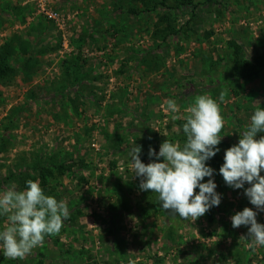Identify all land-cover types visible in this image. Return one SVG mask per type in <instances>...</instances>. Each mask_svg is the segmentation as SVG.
Wrapping results in <instances>:
<instances>
[{
	"label": "rangeland",
	"instance_id": "obj_1",
	"mask_svg": "<svg viewBox=\"0 0 264 264\" xmlns=\"http://www.w3.org/2000/svg\"><path fill=\"white\" fill-rule=\"evenodd\" d=\"M141 1L45 0L61 14L60 30L40 14L39 0H0V46L25 35L42 53L26 74L10 59L18 75L0 83V190L38 180L70 211L58 235L23 260L0 253V264H264V246L249 249L248 226L233 228L230 219L249 207L264 224V211L226 185L219 169L212 179L221 203L185 221L142 191L128 167L135 143L147 164L155 160L150 147L158 153L166 139L179 142L184 121L161 108L170 98L181 115L195 95L226 91L218 154L238 143L254 109L264 108V71L250 83L233 81L230 44L244 59L264 60V0H145L151 12ZM163 14L178 31L165 43L152 39ZM76 54L72 83L61 64ZM35 165L46 167L44 181ZM6 223L0 216V230Z\"/></svg>",
	"mask_w": 264,
	"mask_h": 264
},
{
	"label": "clouds",
	"instance_id": "obj_2",
	"mask_svg": "<svg viewBox=\"0 0 264 264\" xmlns=\"http://www.w3.org/2000/svg\"><path fill=\"white\" fill-rule=\"evenodd\" d=\"M226 95V91L218 98L207 93L195 95L181 115H177L180 106L176 100L167 99L161 108L172 120L184 121L185 142L166 139L158 153L150 147L148 155L155 160L147 164L141 161L142 146L135 143L129 151L128 167L140 178L139 188L156 193L161 207L174 217L195 221L221 203L212 179L214 169L206 162L220 151L217 146L225 127L221 104ZM223 159L219 174L226 185L244 189L249 202L264 211V108L254 109L238 143L225 150ZM205 177L209 179L202 182ZM246 183L250 185L247 188ZM0 216L7 220L0 230V253L8 259L23 260L42 247L46 237L60 233L70 211L64 200L46 195L40 182L30 179L24 190L18 191L15 185L0 190ZM256 217V211L245 207L230 218L233 228L248 226L247 236L242 238L253 251L264 246V224Z\"/></svg>",
	"mask_w": 264,
	"mask_h": 264
},
{
	"label": "trees",
	"instance_id": "obj_3",
	"mask_svg": "<svg viewBox=\"0 0 264 264\" xmlns=\"http://www.w3.org/2000/svg\"><path fill=\"white\" fill-rule=\"evenodd\" d=\"M185 2V0H183ZM188 2V1H186ZM141 5L145 7L147 10L146 12H151L154 8L149 9L150 1H141ZM174 10L178 9L173 8ZM136 10L135 9H129L127 10L128 15H135ZM32 29L30 30V32ZM178 33L175 25V21L171 19V17L167 14H163L160 16L157 25L155 26L154 32L152 34V39L155 41H161L165 43L167 39L171 36H175ZM30 36V35H29ZM37 39H23L21 37H12L9 41L4 42L3 45L0 46V83L3 85H9L11 82L16 78L17 69L12 67L10 63V59L15 60V62H19V66L21 68V74H26L28 72H32L33 69L36 66L37 62V56L42 55V53H39L35 47L37 46ZM73 45V44H72ZM230 47L232 48V56L230 58L231 63V70H230V77L235 82H246L250 83L257 79L261 72L264 71V60L257 59L255 61H250L247 59H244L242 57V49L237 46L234 43L230 44ZM45 52H43L44 54ZM79 54L74 55L70 59L64 60L61 64V68L65 69L64 73L66 75L72 76V83L76 82L75 80H78L79 77V71L76 69L78 67V64H76V61L79 59ZM20 58L21 61L18 60ZM72 59V60H71ZM72 67H75V69ZM69 71H72L71 73ZM75 77V78H74ZM74 88V87H73ZM182 124L183 122L179 121L178 126L181 129V133L178 135L177 140L180 143H184L186 140V137L184 136L182 132ZM259 135V134H258ZM4 137V135H3ZM4 143L3 138L0 141V154L4 151ZM49 160H53L49 159ZM207 165L214 169V172L218 169H220V165L224 163V159L217 153L213 158L208 160ZM50 166H54V164H51ZM46 167H40V165L33 166V169L39 172V179L45 180V174L44 171ZM55 169L62 170V165L54 166Z\"/></svg>",
	"mask_w": 264,
	"mask_h": 264
},
{
	"label": "built area",
	"instance_id": "obj_4",
	"mask_svg": "<svg viewBox=\"0 0 264 264\" xmlns=\"http://www.w3.org/2000/svg\"><path fill=\"white\" fill-rule=\"evenodd\" d=\"M39 12L40 14H42L47 20L52 21L53 23L57 24V26L60 28V30H62V25H59L62 21H61V14L59 12L56 11H50L47 9L46 2L45 0H39ZM64 39V37H63ZM63 48L67 49L68 48V43H63Z\"/></svg>",
	"mask_w": 264,
	"mask_h": 264
},
{
	"label": "crops",
	"instance_id": "obj_5",
	"mask_svg": "<svg viewBox=\"0 0 264 264\" xmlns=\"http://www.w3.org/2000/svg\"><path fill=\"white\" fill-rule=\"evenodd\" d=\"M25 36V35H24ZM24 36H20L21 38H23V39H25V37ZM27 36V35H26Z\"/></svg>",
	"mask_w": 264,
	"mask_h": 264
}]
</instances>
